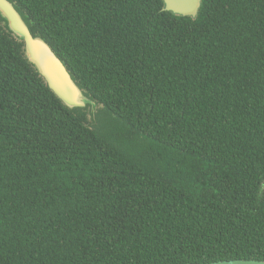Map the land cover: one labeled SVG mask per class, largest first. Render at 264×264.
Returning a JSON list of instances; mask_svg holds the SVG:
<instances>
[{
  "label": "trees",
  "instance_id": "16d2710c",
  "mask_svg": "<svg viewBox=\"0 0 264 264\" xmlns=\"http://www.w3.org/2000/svg\"><path fill=\"white\" fill-rule=\"evenodd\" d=\"M11 1L99 107L0 15V264L264 260V0Z\"/></svg>",
  "mask_w": 264,
  "mask_h": 264
},
{
  "label": "water",
  "instance_id": "95a60500",
  "mask_svg": "<svg viewBox=\"0 0 264 264\" xmlns=\"http://www.w3.org/2000/svg\"><path fill=\"white\" fill-rule=\"evenodd\" d=\"M167 11L196 17L202 0H164ZM0 15L9 30L24 42L25 55L43 77L47 85L70 109L96 105L79 86L65 63L51 45L41 36L34 35L21 12L11 0H0ZM202 264H264V260L230 259Z\"/></svg>",
  "mask_w": 264,
  "mask_h": 264
},
{
  "label": "rangeland",
  "instance_id": "374dc122",
  "mask_svg": "<svg viewBox=\"0 0 264 264\" xmlns=\"http://www.w3.org/2000/svg\"><path fill=\"white\" fill-rule=\"evenodd\" d=\"M98 107H99V105L87 106V110L89 112V116H90L91 120L93 119L92 113H95V111L98 109Z\"/></svg>",
  "mask_w": 264,
  "mask_h": 264
}]
</instances>
